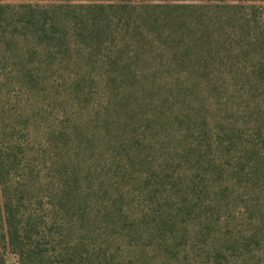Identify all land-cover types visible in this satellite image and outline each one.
Instances as JSON below:
<instances>
[{
    "label": "trees",
    "instance_id": "16d2710c",
    "mask_svg": "<svg viewBox=\"0 0 264 264\" xmlns=\"http://www.w3.org/2000/svg\"><path fill=\"white\" fill-rule=\"evenodd\" d=\"M85 153L126 185L90 180ZM9 254L264 264V0L0 2Z\"/></svg>",
    "mask_w": 264,
    "mask_h": 264
},
{
    "label": "rangeland",
    "instance_id": "374dc122",
    "mask_svg": "<svg viewBox=\"0 0 264 264\" xmlns=\"http://www.w3.org/2000/svg\"><path fill=\"white\" fill-rule=\"evenodd\" d=\"M43 4H46L48 2H50L51 0H41ZM43 94H46V92H44ZM21 96H19V94H17V98L16 100L20 99ZM50 101H49V94L45 96V98L42 100L41 99V102H40V105L44 106V110L45 112L48 114L50 113ZM57 121H60L59 120V117H57ZM60 143L61 145V141L58 142ZM83 150V149H82ZM98 153L99 152H95V154L98 156ZM66 156V154H65ZM85 156H86V159L85 157L83 158V160H86L92 164V173L90 175V180H99V181H102L103 183V187L104 188H108L112 193L113 191H115V189L117 187H121V186H124L126 185V177H123L122 176V172H118L117 174L113 171V169L111 168V166L109 165H105L104 163H99L96 161V157L97 156H92L90 155L89 153L86 154L85 153ZM82 160V161H83ZM76 162V161H75ZM81 166H82V163H81ZM55 170V168H54ZM81 170V169H80ZM95 174H97V176H95ZM83 175H84V172H83ZM136 183V182H134ZM133 183V184H134ZM132 184H130L131 186ZM115 188V189H114ZM101 194V192H100ZM103 195V194H101ZM117 197V194H112L111 198H116ZM132 195H127L126 198H131ZM7 259H8V264H12L14 258L12 255H8L7 256Z\"/></svg>",
    "mask_w": 264,
    "mask_h": 264
},
{
    "label": "crops",
    "instance_id": "0c3cea01",
    "mask_svg": "<svg viewBox=\"0 0 264 264\" xmlns=\"http://www.w3.org/2000/svg\"><path fill=\"white\" fill-rule=\"evenodd\" d=\"M2 3H37L42 2L41 0H0Z\"/></svg>",
    "mask_w": 264,
    "mask_h": 264
}]
</instances>
